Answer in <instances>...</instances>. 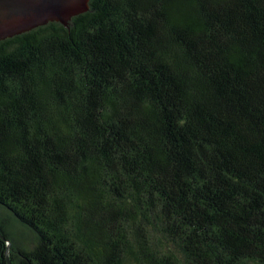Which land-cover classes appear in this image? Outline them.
<instances>
[{"label": "trees", "instance_id": "obj_1", "mask_svg": "<svg viewBox=\"0 0 264 264\" xmlns=\"http://www.w3.org/2000/svg\"><path fill=\"white\" fill-rule=\"evenodd\" d=\"M8 261L264 264V0H88L0 41Z\"/></svg>", "mask_w": 264, "mask_h": 264}, {"label": "water", "instance_id": "obj_2", "mask_svg": "<svg viewBox=\"0 0 264 264\" xmlns=\"http://www.w3.org/2000/svg\"><path fill=\"white\" fill-rule=\"evenodd\" d=\"M87 8L88 0H0V41L52 21L67 26Z\"/></svg>", "mask_w": 264, "mask_h": 264}]
</instances>
